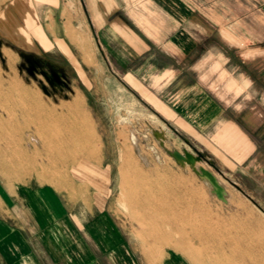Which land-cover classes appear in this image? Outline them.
Returning a JSON list of instances; mask_svg holds the SVG:
<instances>
[{
    "label": "crops",
    "instance_id": "0c3cea01",
    "mask_svg": "<svg viewBox=\"0 0 264 264\" xmlns=\"http://www.w3.org/2000/svg\"><path fill=\"white\" fill-rule=\"evenodd\" d=\"M11 3L0 32L48 80L85 83L89 94L72 90V99L85 98L93 131L90 99L108 100L114 129H149L164 147L191 145L264 187V0ZM52 86L44 92L55 102L69 99ZM106 160L81 154L46 180L0 190V264H175L147 253L115 214Z\"/></svg>",
    "mask_w": 264,
    "mask_h": 264
},
{
    "label": "rangeland",
    "instance_id": "374dc122",
    "mask_svg": "<svg viewBox=\"0 0 264 264\" xmlns=\"http://www.w3.org/2000/svg\"><path fill=\"white\" fill-rule=\"evenodd\" d=\"M11 4L0 0V20L6 19V8L12 11ZM11 42L0 32V190L15 188L33 176L46 180L50 171H65L75 164L64 159L105 154L104 165L115 174L111 205L147 253L175 264H264V187L250 186L251 179L238 176L241 172L216 167L191 145L164 147L149 129H114L118 114L115 107L111 112L108 100L99 105L90 99L98 122L93 131L85 98L72 99V90L89 94L85 83L79 77H68L65 86L55 77L48 80L11 48ZM52 82L56 88L62 86L69 99L57 96L55 102L45 94V88L54 90ZM54 133L56 143L48 144ZM53 155L63 160H49ZM119 167L122 178L117 176ZM181 206L191 214L179 224L163 211L173 207L178 214ZM157 211L162 218L148 220ZM196 233L214 240L201 243Z\"/></svg>",
    "mask_w": 264,
    "mask_h": 264
},
{
    "label": "bare ground",
    "instance_id": "6f19581e",
    "mask_svg": "<svg viewBox=\"0 0 264 264\" xmlns=\"http://www.w3.org/2000/svg\"><path fill=\"white\" fill-rule=\"evenodd\" d=\"M8 22V21H7ZM8 55V54H7ZM24 103V102H23ZM40 116V115H39ZM53 116V115H52ZM17 125V124H16ZM67 137V136H66ZM69 137V136H68ZM67 137V138H68ZM61 139H62V137H61ZM7 141V140H6ZM36 145V144H35ZM65 147H66V145H65ZM120 155V154H119ZM89 156V155H88ZM121 156V155H120ZM136 158V157H135ZM61 159V158H60ZM128 159V158H127ZM41 161V160H40ZM60 161H62V160H60ZM64 161H65V159H64ZM63 161V162H64ZM204 172H205V175L209 178L210 177V179H212L213 180V182L215 183V184H218L217 183V181L215 180V178L212 176V174L209 172V171H207V170H204ZM51 175V174H50ZM220 193H222L221 192V190H220ZM174 203V202H173ZM170 206H172V205H170ZM178 207V206H177ZM181 207H183V206H181ZM163 211H165V215H170V217L174 220V221H176L178 224L181 222V221H184V220H186V218H188V216H190L189 214H191L187 209H184V207H183V209L181 210V213H178V214H176V212H175V210H174V208L172 207V208H165ZM162 218V215H161V213H159L158 211L157 212H155L154 214H152V215H150L149 216V219L148 220H151V221H158V220H160ZM178 229L180 230V232L181 233H183L184 231H183V229H180V227H178ZM178 231V230H177ZM176 231V232H177ZM206 232V231H205ZM196 239L197 240H199V242H201V243H203V242H209L210 240H214L213 238H209V237H205V236H203V235H200L199 233H196ZM228 246V245H227ZM229 246H231V245H229ZM189 247V244L187 245V243L185 244V248L183 247V249H187ZM183 252V251H182ZM237 258V257H236ZM239 258V257H238ZM239 260V259H238Z\"/></svg>",
    "mask_w": 264,
    "mask_h": 264
},
{
    "label": "water",
    "instance_id": "95a60500",
    "mask_svg": "<svg viewBox=\"0 0 264 264\" xmlns=\"http://www.w3.org/2000/svg\"><path fill=\"white\" fill-rule=\"evenodd\" d=\"M175 155H176L177 157H179V158H184V156L181 155L179 152H176ZM185 156H186L188 159H190V158L193 157V155H192L191 153H188V152L185 153ZM193 158H194V157H193Z\"/></svg>",
    "mask_w": 264,
    "mask_h": 264
}]
</instances>
